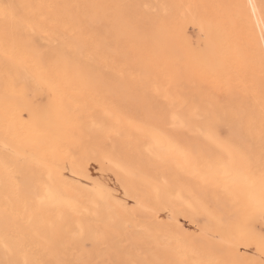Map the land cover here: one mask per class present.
<instances>
[{"label": "bare ground", "instance_id": "1", "mask_svg": "<svg viewBox=\"0 0 264 264\" xmlns=\"http://www.w3.org/2000/svg\"><path fill=\"white\" fill-rule=\"evenodd\" d=\"M257 222L264 0H0V264H264Z\"/></svg>", "mask_w": 264, "mask_h": 264}, {"label": "rangeland", "instance_id": "2", "mask_svg": "<svg viewBox=\"0 0 264 264\" xmlns=\"http://www.w3.org/2000/svg\"><path fill=\"white\" fill-rule=\"evenodd\" d=\"M181 1H184V0H181ZM188 1H228V0H188ZM187 30H189L188 31V33L192 36V41H193V43H194V45L196 46V47H198L199 49H202V48H204V46H205V40H204V37H203V35L202 34H199V31H198V29H197V26H195V25H193V27H192V25L191 24H189V26H187ZM192 30V31H191ZM217 96H218V98H222V95L221 94H217ZM39 101H40V97H37V98H35V103L36 104H38L39 103ZM89 164L90 165H88V169H90L89 171H90V174L91 175H93V177H95V178H98V179H100V180H103V181H105L113 190H117V191H115V193H116V195L118 196V197H120V198H125V196H124V193H123V189L122 188H120L119 186V183H117V180H116V177H114V174H112L111 172H107V171H102L101 170V172L99 171L100 170V166H99V164L96 162V161H90L89 162ZM97 171V172H96ZM92 172V173H91ZM100 172V173H99ZM102 172L104 173V174H102ZM109 173H111V174H109ZM108 174V175H107ZM101 175V176H100ZM106 178H105V177ZM108 176V177H107ZM104 177V178H103ZM105 179V180H104ZM113 186H115V187H113ZM128 200H130V201H132L131 199H127V201ZM130 201H128V203H132V202H130ZM163 212H164V214H163ZM163 214V215H162ZM159 215H161L160 216V218L161 219H166L167 217H166V215H167V213L165 212V211H162ZM180 222H181V224L187 229V230H192V232L193 231H196L197 229V225L195 224H193V223H191L189 220H186V219H183L182 220V217L180 218ZM196 226V227H195ZM256 229L258 230V232H260L262 235L264 234V225H262L261 223H259V222H257L256 223ZM242 250L243 251H245L247 254H252V255H256V251H255V249H254V247L253 246H248V247H242ZM263 261H264V256H263Z\"/></svg>", "mask_w": 264, "mask_h": 264}]
</instances>
